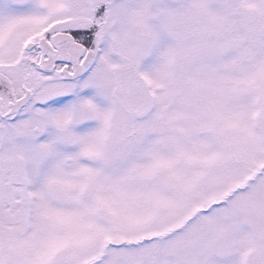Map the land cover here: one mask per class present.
<instances>
[{
    "label": "snow or ice",
    "instance_id": "1",
    "mask_svg": "<svg viewBox=\"0 0 264 264\" xmlns=\"http://www.w3.org/2000/svg\"><path fill=\"white\" fill-rule=\"evenodd\" d=\"M0 264H264V0H0Z\"/></svg>",
    "mask_w": 264,
    "mask_h": 264
}]
</instances>
